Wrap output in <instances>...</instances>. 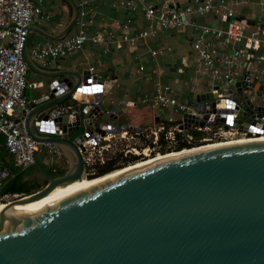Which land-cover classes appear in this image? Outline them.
<instances>
[{"label":"water","instance_id":"water-1","mask_svg":"<svg viewBox=\"0 0 264 264\" xmlns=\"http://www.w3.org/2000/svg\"><path fill=\"white\" fill-rule=\"evenodd\" d=\"M72 3L71 22L58 34L44 33L46 37L59 41L70 33L79 17V7ZM25 58L33 71L60 78L37 99L28 95L30 109L17 121L35 140L55 143L73 159L64 174L45 173L48 183L39 190L5 194L18 175L4 181L9 169L1 160L0 144V264H264V136L259 128L264 127V79L246 72L232 79L229 88L214 86L197 98L213 110L238 103L241 130H259L257 137H249L253 141L174 156L8 218L3 211L84 178L87 165L76 140L82 135L73 139L67 131L79 130L81 124L89 133L130 127L104 119L118 117L115 109L111 114L101 108L102 97L83 100L99 102L96 107L85 104L75 116L48 122L51 110L73 96L82 82H89L91 73L47 74L30 57L28 42ZM184 117L195 119L191 114ZM8 195L14 198L1 201Z\"/></svg>","mask_w":264,"mask_h":264},{"label":"built area","instance_id":"built-area-1","mask_svg":"<svg viewBox=\"0 0 264 264\" xmlns=\"http://www.w3.org/2000/svg\"><path fill=\"white\" fill-rule=\"evenodd\" d=\"M42 1L35 3L34 0H0V135L4 136L9 153L21 165L35 163L36 152L43 145H47L54 154H63L57 144L35 140L28 134L24 123L17 121L18 113L29 110L30 105L27 94L30 67L25 58L30 29L38 18L51 17L44 10ZM97 1L80 0L78 32L59 41H48L29 47L31 56L40 61L50 62L73 55L87 42L104 45L108 40L115 38L114 30L107 34L91 33L88 30V27L94 23L92 13L97 11L94 6ZM120 5L134 11L143 9L149 21L147 28L134 33L130 32L132 19H127L124 23L115 22V26L124 31L123 40L132 44L158 30L193 25L198 31L193 48L199 55V72L209 77L214 86L227 89L231 86V80L237 79V76L246 72L252 75L260 71L261 62L264 60V30L261 32L262 36L258 32H249L237 19L229 0H189V4L185 7H181L175 1L158 7L122 0ZM193 14L222 17L228 24L225 28L215 23L200 24L192 20ZM151 53L156 55L158 51L153 49ZM140 69L143 70L144 66ZM89 72L91 73L89 82H82L77 92L73 94V96L78 95L77 98L73 97L77 104L55 106L49 113L48 122L61 116L79 114L81 105L96 107L99 102L92 104L83 100L104 98L109 93L110 85L98 75L95 65L89 67ZM192 88L196 91L198 86L192 85ZM171 89L170 85L158 82L155 92L146 94L142 100L152 107L170 108L173 114L165 123L157 126L138 125L126 129L121 127L119 132L114 128L102 129L96 133L87 131L76 139L87 165L86 175H96L100 167L107 165L114 156L110 155L114 148L118 150L115 154L121 152L125 157L132 153L140 156L144 154L146 157V153L156 155L164 150H175L180 143L196 146L206 142H224L258 136L259 130L251 129L250 126L251 136L249 130H241L244 120L236 112L238 103L235 102L232 107L226 103L220 109L213 110L206 101H196L191 105L171 95ZM110 113L115 114L113 111ZM176 114L180 117H176ZM184 114H191L195 119L187 121ZM202 121L205 122L203 126L200 124ZM259 128L263 129L260 136H264V127ZM192 131L203 132L204 136L198 139ZM136 139L139 146L127 150L120 148L124 140L136 141Z\"/></svg>","mask_w":264,"mask_h":264},{"label":"crops","instance_id":"crops-1","mask_svg":"<svg viewBox=\"0 0 264 264\" xmlns=\"http://www.w3.org/2000/svg\"><path fill=\"white\" fill-rule=\"evenodd\" d=\"M72 1L77 5L80 0H43L44 10L51 15L50 18H38L32 25L28 41L29 47L36 44H43L49 39L44 33L55 35L62 32L71 22L74 16V7ZM122 0H98L94 6L97 11L92 13L94 23L88 27L93 33L107 34L114 30L115 38L108 40L104 45L87 42L84 47L71 56L63 57L50 62L40 61L33 56L30 57L47 74L61 70H72L77 74H82L89 70L91 65H95L96 72L106 80L111 89L103 98L101 108L103 110H116L117 119L104 117L106 121L113 124L125 123L128 126H157L165 123L173 111L168 107H152L143 103L146 94H153L158 82L171 86L170 94L193 105L199 95L207 93L213 89V83L207 76L199 72L200 59L197 51L193 48V42L196 39L198 31L193 25H188L176 29L158 30L156 33L141 38L137 43L132 44L123 40L124 31L115 26L116 21L124 23L127 19H132L130 32L134 33L148 27V19L143 9L138 11L120 5ZM137 4L162 6L170 1L177 2L181 7L189 4V0H132ZM236 12L237 19L249 32H261L264 30V0H229ZM40 3L39 0H34ZM79 7V5H78ZM192 20L200 24L215 23L220 27H227L228 22L222 17L213 15L193 14ZM78 21V19H77ZM78 22L74 25L70 33L78 32ZM36 33L42 39L31 42V35ZM66 36V37H67ZM158 51L153 55L151 51ZM144 66L141 70L140 67ZM164 69V71L162 70ZM32 70V69H30ZM29 70V71H30ZM40 79L34 81L28 77L29 87L27 94H34L35 99L46 94L48 86L60 77H48L32 70ZM29 75V72H28ZM252 76L264 77V60L261 62L259 72H254ZM238 78V76H237ZM76 79V78H74ZM191 81V82H190ZM48 83V84H47ZM192 85L198 86L195 91ZM30 87L33 91H30ZM77 104V101L71 96L67 101L59 105ZM56 105V106H59ZM83 106V105H81ZM30 109V105H29ZM23 111L18 113L21 117ZM142 117V120L140 119ZM176 117H180L176 114ZM100 121L101 119H97ZM72 125V124H71ZM74 128L76 126H70ZM63 129V128H62ZM79 132V134H76ZM86 127L81 124L79 130L67 131L65 135L73 139L84 134ZM43 135H47L43 133ZM75 135V136H74ZM0 144L4 146L1 153V160L8 167V177L26 173L25 180L39 182L40 180L48 182L46 174L62 175L66 172L73 159L72 153L63 149L62 155H57L43 145L36 152V164L21 165L18 164L9 153L4 136L0 135ZM14 169H21L20 172H12ZM3 181V182H4ZM44 183V184H45ZM1 186V184H0Z\"/></svg>","mask_w":264,"mask_h":264},{"label":"bare ground","instance_id":"bare-ground-1","mask_svg":"<svg viewBox=\"0 0 264 264\" xmlns=\"http://www.w3.org/2000/svg\"><path fill=\"white\" fill-rule=\"evenodd\" d=\"M250 141H253V140L251 138H239V139H234V140H229V141H224V142L204 143L201 145L184 148L179 151L171 150V151H167L165 153H159L156 155H151V154L146 153L147 157H145L144 159H141L130 165L124 166L120 169H116L113 172L109 173L108 175L97 176L93 178L84 177L82 180H77L76 182H73L71 184H68L65 186H58L52 192H50L47 196L43 197L42 199L31 202V203H27V204L17 205L14 208L15 210L7 209L6 211H3L2 214L8 218L18 217L22 214H25L41 205H44L62 196H65L67 194L80 190L92 184L98 183L100 181L112 178L121 173L133 171L135 169L145 167V166L157 163L159 161H162V160L174 157V156L186 155V154H190L193 152H198L201 150L210 149L214 147H220V146H226V145H232V144H240V143H246Z\"/></svg>","mask_w":264,"mask_h":264},{"label":"trees","instance_id":"trees-1","mask_svg":"<svg viewBox=\"0 0 264 264\" xmlns=\"http://www.w3.org/2000/svg\"><path fill=\"white\" fill-rule=\"evenodd\" d=\"M83 108V106H81V109ZM193 134L196 136V138H202L204 136L203 132H198V131H192ZM76 134H79V132H77ZM75 136V135H74ZM188 147H192L191 145L187 144V143H180L179 146H177V148L175 150H182L184 148H188ZM167 151L164 150L163 153H165ZM130 156V155H129ZM129 156L125 157L123 155V153H116L107 163V165L102 166L98 169V172L96 173V175L98 176H103L106 175L108 173L113 172L114 170H116L118 168V166L116 165L117 162H119L121 159L125 160V161H129ZM137 158V157H134ZM21 169H14L12 170V172L18 173L20 172ZM65 173V172H64ZM62 173V174H64ZM58 173L53 174L54 176H56ZM25 176L26 173H21L19 176H17L16 178H14L6 187L5 189V194H21V193H30L34 190H37L38 186L32 185L31 183H29L27 180H25Z\"/></svg>","mask_w":264,"mask_h":264},{"label":"rangeland","instance_id":"rangeland-1","mask_svg":"<svg viewBox=\"0 0 264 264\" xmlns=\"http://www.w3.org/2000/svg\"><path fill=\"white\" fill-rule=\"evenodd\" d=\"M39 39H42V37L41 36H39V35H37L36 33H33L32 35H31V42H33V41H37V40H39ZM28 77L31 79V80H34V81H36V80H38V79H40L39 77H38V75H36V74H34V72H32V70H30L29 71V75H28ZM48 84V83H47ZM30 91H33V88L32 87H30ZM104 117H106V115L104 116ZM140 119L142 120V117H140ZM109 122H111V121H109ZM138 142V140L136 139V141H129V140H124V142L120 145V148L121 149H132V147H135V146H139V144L137 143ZM206 143H212V142H206ZM201 145V144H200ZM117 148H114V151L110 154V155H115V151H118V150H116ZM138 150L139 151H141V149L140 148H138ZM175 151H177V150H175ZM179 151V150H178ZM163 153V152H162ZM130 156H129V161H125V160H123V159H121L119 162H117V166H118V168L117 169H120V168H122V167H124V166H127V165H130V164H132V163H135V162H137V161H139V160H141V159H144L143 157H145V155L143 154L142 156H140V155H138V154H135V153H132V154H129ZM153 155H155V154H153ZM134 157H137V158H134ZM147 157V156H146ZM98 175H85L84 177H86V178H93V177H97ZM44 183L46 182V181H43ZM42 184V183H41ZM40 189V187H38V189L37 190H39ZM36 191V190H35ZM12 198H14V196L13 195H8V196H6V197H4V199L2 200V201H6V200H10V199H12Z\"/></svg>","mask_w":264,"mask_h":264},{"label":"flooded vegetation","instance_id":"flooded-vegetation-1","mask_svg":"<svg viewBox=\"0 0 264 264\" xmlns=\"http://www.w3.org/2000/svg\"><path fill=\"white\" fill-rule=\"evenodd\" d=\"M42 183V184H41ZM48 183V182H47ZM47 183H45L44 184V182H42V180H40L39 182H36V181H34V182H32V185H35V186H38V187H44ZM38 189V188H37ZM35 191V190H34ZM21 194H23V193H21Z\"/></svg>","mask_w":264,"mask_h":264}]
</instances>
